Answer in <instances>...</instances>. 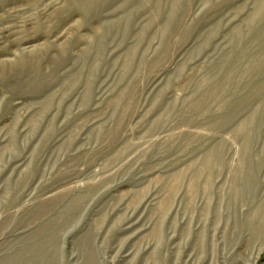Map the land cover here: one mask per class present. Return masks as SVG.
Returning a JSON list of instances; mask_svg holds the SVG:
<instances>
[{
	"label": "rangeland",
	"instance_id": "rangeland-1",
	"mask_svg": "<svg viewBox=\"0 0 264 264\" xmlns=\"http://www.w3.org/2000/svg\"><path fill=\"white\" fill-rule=\"evenodd\" d=\"M0 264H264V0H0Z\"/></svg>",
	"mask_w": 264,
	"mask_h": 264
},
{
	"label": "bare ground",
	"instance_id": "bare-ground-1",
	"mask_svg": "<svg viewBox=\"0 0 264 264\" xmlns=\"http://www.w3.org/2000/svg\"><path fill=\"white\" fill-rule=\"evenodd\" d=\"M95 4H96V3H95ZM35 5H36V4H35ZM262 16H263V15H262ZM53 19H54V18H53ZM34 28H35V27H34ZM34 32H35V31H34ZM69 147H70V146H69ZM214 154H215V153H214ZM110 176H111V175H110ZM66 198H67V197H66ZM76 203L79 204V202H75V204H76ZM72 204H73V203H72ZM78 204H77V205H78ZM73 205H74V204H73ZM75 206H76V205H75ZM71 207L76 209V207H73L72 205H71ZM72 210H73V209H72Z\"/></svg>",
	"mask_w": 264,
	"mask_h": 264
}]
</instances>
